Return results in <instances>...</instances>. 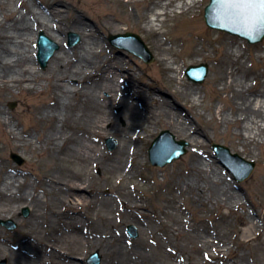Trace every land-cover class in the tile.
Segmentation results:
<instances>
[{
  "label": "bare ground",
  "instance_id": "6f19581e",
  "mask_svg": "<svg viewBox=\"0 0 264 264\" xmlns=\"http://www.w3.org/2000/svg\"><path fill=\"white\" fill-rule=\"evenodd\" d=\"M99 1L108 7L114 0ZM115 1L139 8L140 17L144 18L146 24L142 28L147 35L152 36L158 53V67L169 75L170 81L181 84L178 82V74H174L177 67L173 62L190 55H203L207 49L206 44H202L201 47L190 50V53H181L173 44L178 41L197 44L198 39L203 37V26L194 20L195 23L188 27L191 30L189 34L186 32L168 38L162 37L165 33L161 29V23L174 14L177 7L182 9L181 12L192 13L199 0H178L177 3L175 0ZM63 10L54 5L41 10L28 5V0H0V216H13L17 208L26 204L32 209L34 218L42 219L46 230V235L40 241H37L38 237L27 238L31 233L26 232L22 244L18 246L0 227V259L6 258L7 264H80L78 257L68 250H72L74 246L77 249L97 246L104 254H119V264H147L149 255L147 257L143 251L134 252L135 249L141 251L148 242H154L160 248L166 244L165 248L168 249L171 244L177 243L176 236L194 242L193 247L199 255L202 251L207 258H211L206 248L213 246L211 250L214 258L229 259L230 256L223 253L224 248H219L215 242L211 243L206 233L205 236L198 234L188 218L169 212L166 208L163 211L164 217H169L173 225L164 224L169 231L165 229L166 232L162 231V235L157 236L156 227L162 230V217L154 212L143 213L141 209L147 208L143 187L126 184L140 176L144 182L159 178L155 171L149 174L143 170L147 161L139 147L143 133L149 131L154 123L166 121L175 128L177 135L188 139L193 146L202 145L200 134L203 132L168 100H159L153 89H138L137 76L133 72L128 75L123 72L126 66L124 58L109 54L106 41L100 39L80 15L75 14L68 19L62 14ZM113 13V17L107 16L110 23L118 20L129 22L133 18L128 9L125 14ZM187 16L191 18L190 15ZM72 28L81 31L82 38L79 45L68 49L61 34ZM40 29L49 31L58 45L46 71H40L35 65L38 52L37 32ZM111 37L122 46L134 50L146 63H150L146 61L149 53L142 47L146 43L141 36V42L130 36L129 32ZM74 39L75 37L70 38V44ZM210 42H220V54L217 56L220 70L212 83L215 81L213 84H223L222 89L229 93L226 102L232 106L231 118L218 119L214 113L212 119L216 126L223 122L235 125L237 130L229 131L228 134L237 139L234 143L241 145L244 153H252L256 147L264 146V68L253 73L254 83H250L251 69L246 63L247 51L244 44L236 38L222 36L211 38ZM146 47L148 48L147 45ZM148 50L151 52L149 48ZM152 56L154 60L155 56ZM178 68L182 70L181 67ZM125 82L128 86H123ZM44 86L48 87L45 99L25 103L33 123L20 127L22 116L9 113L5 106L6 95L14 90L29 94L43 92ZM141 90L146 91V97L139 100L137 94ZM183 92L193 101V106L197 105L196 100H201V94L192 86H183ZM157 100L161 105L154 109L151 105ZM206 103L202 99L201 104ZM206 105L213 109L211 104ZM116 106H121L122 112H116ZM160 135L161 133L154 139L159 140L158 146L151 149L153 141L149 148L151 162L165 165V160L178 142L184 143L182 155L186 153L185 141L175 139L173 133L163 134V140L160 141ZM107 136L117 138L116 149L108 150L105 147L102 139ZM110 142L114 144L115 140ZM214 149L216 152L215 145ZM25 150L42 154L41 162L53 166L42 177V195L36 194L35 187L34 191L28 189L29 181L26 178L22 180L8 155L10 151ZM190 155L187 168L170 171L167 175L162 173L171 181L177 180L173 189L178 194H187L194 204L201 203L202 208H207L213 202L218 206L243 208L242 215L245 217L241 218L245 224V237L241 243L251 249L264 251V221L256 220L253 212L243 207L237 191L233 190L223 175L217 173L212 162L193 149ZM12 168L14 170L10 172ZM95 170H101V178L108 174L118 180V194L105 197L104 187L98 183L99 175ZM246 178L240 180L236 177L238 181ZM85 188L90 189V195ZM49 195L58 204L57 208H51L50 214L47 210H39L41 204L48 202ZM81 202L95 206V213L87 214L85 222L77 208V204ZM103 207L112 212L119 209L121 216L126 211L125 218L139 225L141 236L134 245H127L123 234H115L114 227L117 224L113 217L103 211ZM173 209L184 212L187 207L175 205ZM30 210L25 208L24 214L28 215ZM49 218L52 220L49 221ZM7 224L15 223L10 221ZM202 231L204 233L208 230L204 228ZM198 235L206 239L204 245L198 243ZM215 237L218 238L216 235ZM226 248L228 251L233 249L231 246ZM180 253L182 255V251ZM236 257L235 255L234 261L237 264H253L248 263L244 257H241L242 262L236 261ZM114 260L116 259L111 256L108 264H114ZM148 264L162 263L150 260Z\"/></svg>",
  "mask_w": 264,
  "mask_h": 264
},
{
  "label": "rangeland",
  "instance_id": "374dc122",
  "mask_svg": "<svg viewBox=\"0 0 264 264\" xmlns=\"http://www.w3.org/2000/svg\"><path fill=\"white\" fill-rule=\"evenodd\" d=\"M177 2L179 1L175 0V3ZM209 2L210 0H199L195 10L188 14H186V12H181L182 9L177 7L175 8L174 14L172 13L169 15L167 18H165L163 23H161V29L165 33L162 35V37L166 36L168 38L177 37L181 34H186V32L189 34V31L191 30L188 27L191 26L192 23H195L194 20H197V23L200 26H203V37L199 39L197 38V44L186 43V41H178L173 44L174 46L176 45V47H178V50H176L180 51L181 53L183 51L190 53V50L199 48L202 46V44H206L207 49L206 53H203V55H190L187 58L179 59L175 63L173 62L174 66L177 67V71L174 74H178V82L181 83L176 84L175 82H172L168 79L169 75L164 72L162 68L158 67V53L155 49L153 38L144 32L142 26L146 25L145 20L144 18L140 17L139 8L137 6H125L119 2H116L115 0L112 1L108 7L104 6L99 0H28V5L39 7L41 10H47V7H53V5L61 7L64 9L62 14L68 19H70L75 14L80 15L85 24L94 29L93 31H95V34H97L100 39H104L106 41L107 52L109 54L124 58L126 66L123 72L127 75L130 72H133L137 76L139 80L138 89H153V92L155 91V93L158 95L157 98L159 100H168L172 106L181 110L186 118H188L189 121L197 126L201 132H203V134H200L202 145L193 146L188 139L177 135L175 128L169 125L166 121L163 120L154 123L149 131L143 133L144 136L139 141V147L142 149L147 161L143 170L149 174L155 171L159 175V178L156 181L149 180L144 182L140 176L136 180L127 182L126 184L133 187H143L142 193L143 195L145 194V200L147 203V208L141 209L143 213L154 212L162 217V222L160 224V228L162 230H160L158 226L156 227L157 236H161L162 231L166 232L165 229L169 231V229L165 227L164 224L173 225L169 217H164L165 215L163 211L164 208H166L169 212L178 214L184 218H188L191 224L197 229L198 234L201 233L205 236L206 233L208 235V240H210L211 243L215 242L218 246H220L219 248H224L223 253L228 254L230 258L224 260L220 258H214V256H212L213 251L211 250L213 246L208 247V245L206 246L208 248H205L209 251V255L211 254V258H207L204 253H202V251L199 255L198 251L196 252L193 247L195 244L194 242H190L184 237L182 238L181 236H176L177 245L173 243L168 249L165 248L166 244L160 248L156 246L154 242H148V244L142 248L141 251H138V249L136 251L135 249L134 252L143 251L147 257L149 255V259L147 258V264L148 261L150 262V260H154L157 263L162 264H237L234 261L235 255L237 256L236 261L239 262H242L241 257H244L247 259L248 263L264 264V251L260 252L257 249H251L250 247L241 243L245 237L243 232L245 224L241 218L244 216L242 215L243 208H234L232 205L231 207L228 205L218 206V204L215 202L207 205V208H202L201 203L194 204L190 201L187 194H178V192L173 189V185H175L177 182L176 179L171 181L169 180L170 178L164 177L162 174L165 173L167 175L170 171L187 168V164L191 160L190 153L193 149L201 156L206 157L210 162H212L213 168H216L215 170H217V173L223 175L225 180L231 184L233 190L237 191L238 198L243 202V207L248 211H252L253 215L256 217V220L262 219L264 221V146L256 147L252 153H244L242 151V146L234 143V141L237 139L235 137H231L228 134L229 131H236V126L229 125L226 122L221 123L220 126H216L215 122L213 121L212 118L214 113H216L218 119L223 117L231 118L232 106L226 102V96L229 93L222 89L223 84L218 82L213 84L215 81L212 83V79L218 75V71L220 70L217 59V56L220 54V42H210L211 38L222 36L230 39L236 38L241 43H243L244 49L247 51L246 63L248 68L251 69V78L249 79V82L254 83L253 73H255L256 70L264 68V39L259 43H249L246 39L238 35L208 26L205 21V7ZM127 9L132 12L133 18L131 21L125 22L118 20L114 21V23L108 22V17H113V12L125 14ZM20 10H24V8H20ZM187 15H190L192 19ZM188 18L189 20L184 21ZM42 30L50 38L54 39L49 31L40 29L37 32V41L39 33ZM125 32H132L140 35L150 49L151 53L155 56V59L150 63H146L135 53L134 50L132 51L126 46H122L123 44L113 40L111 37L118 33ZM74 34L77 35L79 39L74 45H71L70 38H74ZM81 35V31L72 28L61 34V37H63V42L65 43L66 47L68 49H72L80 44L82 38ZM167 42L170 44L169 41ZM60 47L58 50H60ZM52 57L50 58L47 66L43 67L37 56V62L35 65L38 66L40 71H46ZM200 64H207L209 67L207 76L201 82L195 81L193 78L189 77L186 72L190 65ZM178 67H181L182 70H180ZM185 85L192 86L199 92V94H201V100H196V106H193V101H191V99H189L188 96L184 94L183 86ZM123 86H128V83L125 82ZM44 89L45 90H42L43 92L38 91L32 94L14 90L12 93L6 95L7 102L5 106L9 113L22 116V120L19 125L20 127L33 123V119L31 114L27 111L25 103H34L38 99H45L48 96L46 91L48 87L44 86ZM145 90H141L137 94V98H139V100H142L146 97ZM202 99L207 102L206 104H211L213 109L211 110L206 104H201ZM158 105H161V102L157 100L155 101V104L151 106L154 109H158ZM114 110L118 113L122 112V107L116 106ZM16 121H18L17 118ZM166 130L169 131L171 135L173 133L175 139L186 142V153L180 158L175 159L172 162H168L165 165H155L149 158V148L154 139L160 133ZM0 136L2 135L0 134ZM112 139L115 140V145L113 142H110ZM102 141L108 150L116 149L118 143L116 137L107 136L104 137ZM215 144L229 147L232 157L215 152ZM235 154H238L247 160L253 161L255 164L252 173L244 181H238L236 179V172L234 169H232L238 167L243 171L245 168V166L234 156ZM8 155L22 180L26 178V180L29 181L28 189L34 191L35 187L36 194L42 195L43 187L40 184L41 181H43L42 177L45 176L46 172H48L53 166L51 167L48 165V163L41 162L42 154L38 152H30L27 150L21 152L10 151L8 152ZM14 155L21 157L24 162L20 163L19 159L15 158ZM14 168L10 169V172L14 170ZM95 173L99 175L98 183L103 185L105 197H113L118 194V180L115 177L108 176L107 174L101 178V170H95ZM85 190L87 191L86 193H89L88 195H90V189L85 188ZM47 199L48 202L45 205L41 204L39 210H47L48 214H50L51 208H57L58 204L54 200L55 198H53V196L49 195ZM77 205L79 206L77 208L80 209V217L83 218L84 222L85 219H87V214L89 215L95 213V206L93 205H89L86 202H81ZM175 205H182L187 207V209L184 210V212L176 211L173 209V206ZM119 206L122 208L121 205ZM105 207L102 208L103 211L105 213L107 212L111 218L113 217L114 222L117 224L114 227L115 234L118 232L123 234L125 243L130 246L134 245V242L137 241L141 236L139 225H137L135 221H128V219L125 218L124 214L126 211L121 213V216L119 214V209L112 212L107 210ZM25 208H29L30 210V207L24 204L16 209V212L13 216H0V221L6 222V225L1 223L0 227L8 233V235L11 237V240L16 242L18 246L22 244L21 241L24 239L26 232L31 233V236H26L27 238L38 237L37 241H40L39 239H43L42 237L46 235V230L42 224V219L37 220L34 218V214L32 215V209L28 215H25ZM49 219V221L52 220L51 218ZM10 221L15 223V227L13 229L8 227L11 226L10 224H7V222ZM204 228H207L208 231L203 233L202 229ZM200 235H198L199 239L197 241L198 243L204 245L206 239L204 236L201 238ZM215 235L218 236V238L215 237ZM228 246H231L233 249L228 251L226 248ZM68 251L72 255H76V257H78L77 260L80 262V264H92V262L97 258L100 260L99 264H108L109 258L111 256L112 259H116L113 262L114 264H119L121 260L119 254H109L108 252L104 254V252H101L100 248L97 246H92L88 249H77L74 246L72 250ZM181 251L182 255L180 253ZM5 260L6 258H1L0 264H7V260L6 263H4ZM243 262L246 263L245 260Z\"/></svg>",
  "mask_w": 264,
  "mask_h": 264
},
{
  "label": "water",
  "instance_id": "95a60500",
  "mask_svg": "<svg viewBox=\"0 0 264 264\" xmlns=\"http://www.w3.org/2000/svg\"><path fill=\"white\" fill-rule=\"evenodd\" d=\"M205 17L209 26L239 35L240 37L246 38L250 43L261 42L264 38V4H262L260 0H211L205 8ZM129 35L136 38L139 42L142 41L140 36L132 32H129ZM74 37L75 41H71V45L75 44V42L79 39V37L75 34ZM38 45L39 59L42 66L45 67L47 66L50 58L54 55L58 45L44 32H41L39 36ZM142 47L147 53H149L146 57V61L151 62L153 59L152 53L149 52L145 44L142 45ZM208 71L209 67L207 64L198 66L193 65L187 70V74L195 81L201 82L207 76ZM167 133L170 132L166 130L161 133L159 136L161 137L160 141L163 140V134ZM158 144L159 140H155L151 149L153 147H157ZM183 145L184 143L182 144L178 142L174 146L172 154L165 160V163L166 161H172L175 158H179L184 153ZM215 146L219 153L232 156L228 147L218 144H215ZM14 156L19 159L20 163L24 162L18 155ZM234 156L245 166L243 171L241 168L234 169L237 174L240 173L237 175L238 179L242 180L249 176V174L253 171L255 164L253 161H248L238 154H235ZM0 222L6 223L5 221ZM11 227H15V224L11 225ZM92 263L99 264V258L94 260Z\"/></svg>",
  "mask_w": 264,
  "mask_h": 264
},
{
  "label": "snow or ice",
  "instance_id": "6c2138e0",
  "mask_svg": "<svg viewBox=\"0 0 264 264\" xmlns=\"http://www.w3.org/2000/svg\"><path fill=\"white\" fill-rule=\"evenodd\" d=\"M260 2H261L262 4H264V0H260Z\"/></svg>",
  "mask_w": 264,
  "mask_h": 264
}]
</instances>
